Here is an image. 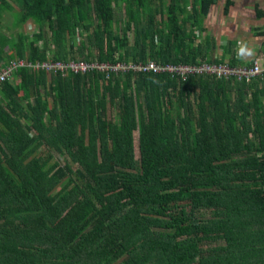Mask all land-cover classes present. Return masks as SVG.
Instances as JSON below:
<instances>
[{"label": "trees", "instance_id": "1", "mask_svg": "<svg viewBox=\"0 0 264 264\" xmlns=\"http://www.w3.org/2000/svg\"><path fill=\"white\" fill-rule=\"evenodd\" d=\"M7 1L0 19L37 29L7 55L0 35V68L253 63L196 40L233 0H11L17 13ZM14 76L0 84V264H264V75Z\"/></svg>", "mask_w": 264, "mask_h": 264}, {"label": "rangeland", "instance_id": "2", "mask_svg": "<svg viewBox=\"0 0 264 264\" xmlns=\"http://www.w3.org/2000/svg\"><path fill=\"white\" fill-rule=\"evenodd\" d=\"M233 1L235 5H233L234 7L229 8V12L226 15L223 14L222 1L210 8L208 16L202 20L203 31L196 32L198 36L196 40L197 42L202 40V43H204L203 49L206 51L208 50V46L214 47L212 50L213 57L222 56L223 49L228 51V41H231V45L229 46L231 53L236 52L240 58L246 59V62H249L250 60L254 61L256 57L259 58L258 55L262 49V42L264 40V38H261L260 36H254L257 32L264 30V17L258 18L256 15L257 11L264 12V0ZM7 2L10 5L12 12L17 13L19 6L14 1L8 0ZM187 9H190L189 5ZM114 14L118 21H122L124 17V9L122 5L114 9ZM12 20V16L9 13H5L3 18L0 19V35L6 39V43L2 46L3 52L1 55H7L14 51L11 42L12 39H15V45L18 44V33L28 35V40L31 41L33 37L32 35L37 29V26L31 20L26 21L21 28L13 27L11 25ZM80 41H82V39ZM74 42L75 47H77L79 39L74 38ZM41 45L42 41L39 40L37 46L41 47ZM47 47L53 49L52 45H48ZM242 49L250 50L251 55H249L247 51H242ZM49 57L50 51L46 52V58ZM224 57L225 60L228 59L227 54H225ZM5 61L6 59L4 58L0 63H4ZM92 65L96 66L97 64ZM14 79L15 76L12 77L10 81ZM133 141L135 154L137 156V133H134ZM54 159H57L61 164L64 163V158L58 156V154H54Z\"/></svg>", "mask_w": 264, "mask_h": 264}, {"label": "built area", "instance_id": "3", "mask_svg": "<svg viewBox=\"0 0 264 264\" xmlns=\"http://www.w3.org/2000/svg\"><path fill=\"white\" fill-rule=\"evenodd\" d=\"M69 62V63H68ZM52 62L42 61L35 64L27 63L23 60H11L0 68V84L10 80L15 72L19 68H27L31 71H45L50 72H62L69 71L72 73H85L91 69H97L101 71L122 72L132 71L139 73H153V74H168L170 76H176L183 81L188 75H208L213 76L216 79H232L238 82H248L252 79L259 78L264 75V62L254 61L251 66L233 67L227 63L215 64V63H200L198 65H159L154 62H148L146 64H86L83 62ZM92 64H97L93 66Z\"/></svg>", "mask_w": 264, "mask_h": 264}, {"label": "crops", "instance_id": "4", "mask_svg": "<svg viewBox=\"0 0 264 264\" xmlns=\"http://www.w3.org/2000/svg\"><path fill=\"white\" fill-rule=\"evenodd\" d=\"M234 5H235V4H234ZM233 7H234V6H233ZM228 42H231V41H228ZM226 54L228 55V59H229L232 55H235L236 57H238V59L240 60V62H242V63H246V59H242V58H240L236 52L231 53L230 48H229V50H228V53H226ZM258 57H259V58L256 57V59H255L254 61H263V53H262V49L260 50ZM228 59H227V60H228ZM254 61H252V62H254ZM247 62H248V61H247ZM249 62H251V60H250ZM242 66H246V65H238V66H233V67H242ZM228 80H230V79H228ZM231 80H232V79H231ZM235 81H236V80H235ZM237 82H238V81H237Z\"/></svg>", "mask_w": 264, "mask_h": 264}, {"label": "clouds", "instance_id": "5", "mask_svg": "<svg viewBox=\"0 0 264 264\" xmlns=\"http://www.w3.org/2000/svg\"><path fill=\"white\" fill-rule=\"evenodd\" d=\"M242 51H247V53H248L249 55H251V51H250V50L242 49Z\"/></svg>", "mask_w": 264, "mask_h": 264}, {"label": "bare ground", "instance_id": "6", "mask_svg": "<svg viewBox=\"0 0 264 264\" xmlns=\"http://www.w3.org/2000/svg\"><path fill=\"white\" fill-rule=\"evenodd\" d=\"M207 63V62H206Z\"/></svg>", "mask_w": 264, "mask_h": 264}]
</instances>
